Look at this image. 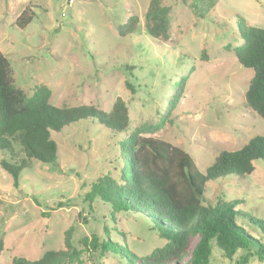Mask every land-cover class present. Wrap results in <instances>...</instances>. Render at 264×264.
Segmentation results:
<instances>
[{
    "label": "rangeland",
    "instance_id": "obj_1",
    "mask_svg": "<svg viewBox=\"0 0 264 264\" xmlns=\"http://www.w3.org/2000/svg\"><path fill=\"white\" fill-rule=\"evenodd\" d=\"M195 1L162 0L171 11L170 37L164 40L147 33L151 0H0V52L26 96L47 86L54 106L91 105L106 112L121 98L132 137L186 151L205 174L221 152L238 151L264 135V119L245 100L254 73L235 56L243 44L241 31L264 29V0H214L206 18L194 13ZM21 16L33 20L19 28ZM133 16L137 32L122 38L118 29ZM183 80L181 100L168 113ZM52 138L57 162L32 160L18 187L0 165L1 264L15 258L36 261L48 251L74 254L71 264H125L114 252L99 256L85 246L94 236L105 238V230L111 243L126 244L137 259L166 243L145 213L113 218L106 203L89 202L92 183L120 178L118 139L95 122L74 124ZM16 151L15 158L0 152V163L24 157L20 148ZM254 164L249 176L209 182L204 203L242 201L238 207L264 219V161ZM239 223L258 241V229L245 220ZM238 259L214 252L211 264H237ZM247 264L262 263L253 255Z\"/></svg>",
    "mask_w": 264,
    "mask_h": 264
},
{
    "label": "trees",
    "instance_id": "obj_2",
    "mask_svg": "<svg viewBox=\"0 0 264 264\" xmlns=\"http://www.w3.org/2000/svg\"><path fill=\"white\" fill-rule=\"evenodd\" d=\"M214 5V0H197L192 9L199 17L206 18ZM170 12L162 0H151L146 14L151 38L169 39ZM32 20L21 16L16 26L25 28ZM137 26L138 17L133 16L119 27L118 33L125 38L136 33ZM240 36L243 44L235 49V56L244 69L254 73L245 96L246 106L264 119V29L251 26L241 31ZM184 82L178 83L180 90L170 102L168 113L178 106ZM128 86L135 91L133 86ZM50 99L47 86L38 87L31 97L17 88L11 63L0 52V152L15 158L18 147L24 154L21 159L0 163L13 178L14 186H19L20 175L32 160L44 164L57 162L59 149L52 138L54 133L74 124L95 122L120 141L121 169L119 179L107 176L92 183L87 196L89 202L93 205L100 199L109 207L113 218L120 213H145L166 241L142 259L131 254L126 244L111 243L107 230L105 238L94 236L88 245L85 241L86 247L98 251L99 256L114 252L124 257L125 264H211L214 252L227 259L238 255L237 264H247L256 255L264 264V219L238 207L242 201H219L211 206L203 200L209 182L254 172V163L264 161V135L254 137L238 151L221 152L203 174L186 151L158 139L132 137L128 131L129 110L121 98L110 112L91 105L57 107ZM244 220L261 232L258 241L241 230L239 222ZM70 235L68 232L67 243ZM197 236L199 240L194 245ZM3 252L4 242L0 239V258ZM187 254L188 259H182ZM74 259V254L48 251L39 260L15 258L12 264H71Z\"/></svg>",
    "mask_w": 264,
    "mask_h": 264
}]
</instances>
